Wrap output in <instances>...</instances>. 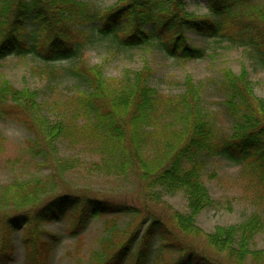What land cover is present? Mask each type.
Here are the masks:
<instances>
[{
    "label": "trees",
    "instance_id": "trees-1",
    "mask_svg": "<svg viewBox=\"0 0 264 264\" xmlns=\"http://www.w3.org/2000/svg\"><path fill=\"white\" fill-rule=\"evenodd\" d=\"M205 1L210 12L207 17L188 13L186 0H122L100 11L78 0H0V61L12 56L33 57L49 67L74 61L66 71L84 85L67 103L55 102L51 110L48 103L39 102L37 92L19 90L5 80L0 86V117L19 123L31 134V152L44 155L46 162L59 145L97 148L108 157L107 167L133 171L150 180L151 187L168 194L184 193L188 213L174 212L176 231L186 237H207L209 249L217 257L226 254L227 264H264V250L253 249L256 237L264 232L262 215L238 226L216 227L208 235L197 226L198 217L213 205L202 182L205 165L196 160L203 152L222 154L243 165L264 200V100L257 97L247 68L240 74L223 71L225 106L236 124L234 135L224 146L216 147L212 124L201 112L192 79L186 81L185 93L162 96L150 86L154 72L148 64L124 78L108 79L102 65H90L84 57L88 44L99 37L120 49L160 48L184 63L203 60L207 51L190 43L187 32H192L247 48L264 67V4L255 0ZM31 26L36 28L30 33ZM60 106L57 113L55 108ZM75 163L62 159L58 172L72 170ZM32 183L12 185L1 194L4 209L13 208L16 214H0V264L14 262L13 237L18 231L23 233L25 264H50L59 239L48 226L68 213L75 214L72 234L83 232L94 218L112 217L107 227L109 239L93 254V264H126L135 248L132 264H151L156 240L161 251L175 254L170 264L224 263L186 244L155 215L146 229L141 225L133 233L128 228L121 231L122 216L137 214L138 209L86 194H58L49 190L51 181ZM120 235L129 237L122 242Z\"/></svg>",
    "mask_w": 264,
    "mask_h": 264
},
{
    "label": "rangeland",
    "instance_id": "rangeland-1",
    "mask_svg": "<svg viewBox=\"0 0 264 264\" xmlns=\"http://www.w3.org/2000/svg\"><path fill=\"white\" fill-rule=\"evenodd\" d=\"M78 1L88 3L93 10L100 11L112 8L122 0ZM255 2L264 4V0ZM186 10L199 17L210 15L205 0H186ZM35 28L31 26L30 33ZM187 36L192 45L206 49L205 59L184 63L160 48L125 50L118 48L112 41L101 40L99 37L88 44L84 57L90 65H102L108 79L124 78L127 74L141 71L148 64L154 72L150 86L162 96L176 97L185 93L186 81L192 79L199 92L201 112L213 127V145L224 146L234 135L236 122L225 106V95L221 89L223 71L231 69L235 74H240L242 68H247L257 97L264 100V67L256 53L247 48L233 47L228 43H220L217 38L192 32H187ZM75 63L60 62L49 67L33 57H8L0 61V86L7 80L19 90L28 88L37 92L39 102L48 103L49 109L53 110L55 102L64 105L77 90L84 89L83 83L69 76L66 71V68ZM55 109L59 113L61 106ZM0 136L1 215L5 211L10 212V215L16 214L13 208L4 209L1 194L6 188L17 184L33 185L32 182L38 179L51 181L49 190H55L58 194H86L110 204L138 209L137 214L122 216L119 223L121 231L128 228L133 233L141 225L146 229L152 215L157 216L167 227L178 230L172 221V215L176 211L188 213V199L184 193L168 194L160 188L151 187L150 180L142 179L133 171L124 173L117 167H107L105 159L108 157L97 148L72 149L68 145H59L58 150L53 151L46 162L44 155L38 157L31 152L32 135L19 123L0 117ZM62 159L75 160L74 168L64 173L58 172V163ZM196 160L205 165L202 182L213 200V205L197 219V226L205 235L213 234L216 227L228 228L244 224L256 214L264 218V200L259 197L261 189L257 187L252 174H247L243 165L229 161L222 154L213 155L210 152L201 153ZM74 215L68 213L62 220L48 226V230L59 239L50 264H93V254L100 252L103 241L109 239L107 227L112 220L111 216L94 218L83 232L72 234L71 222ZM176 230L173 232L180 234L186 244L191 243L200 253L214 256L227 264L226 254L217 257L209 249L207 237H186ZM22 234V231H18L13 237L16 256L11 264H25ZM128 237L120 235L118 238L123 242ZM1 245L0 237V249ZM253 249L264 250V232L256 237ZM161 250L162 245L156 240L152 247L151 264H170L176 257L175 254ZM135 255L136 248L126 264L134 263ZM248 264H252L251 261Z\"/></svg>",
    "mask_w": 264,
    "mask_h": 264
}]
</instances>
